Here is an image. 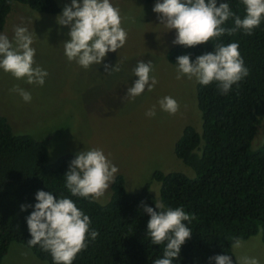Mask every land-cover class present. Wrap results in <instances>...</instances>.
Returning a JSON list of instances; mask_svg holds the SVG:
<instances>
[{"label":"trees","instance_id":"16d2710c","mask_svg":"<svg viewBox=\"0 0 264 264\" xmlns=\"http://www.w3.org/2000/svg\"><path fill=\"white\" fill-rule=\"evenodd\" d=\"M12 1L36 13L60 11L55 0H0V30ZM222 2L241 18L246 15L241 0H217V6ZM233 23L230 19L224 26ZM218 42L238 43L249 75L227 94L220 92L215 81L207 86L196 81L200 130L185 125L173 144L174 155L192 170L193 176L179 171L151 173V179L159 183V201L166 208L182 207L195 217L191 223L184 221L192 234L172 264H215L209 259L215 255H229L237 264L231 250L235 239L259 233L264 243V141L254 149L250 147L256 126L262 123L264 129V18L251 35L243 31L225 34L194 47L174 44L164 56L172 64H177L179 55L190 54L195 60L198 55L214 51ZM75 156L67 152L48 162L45 141L29 134H14L0 115V261L14 241L38 259L55 264L50 252L28 244L31 234L26 217L34 211L38 190L52 192L58 199H72L89 216L90 231L99 233L95 240L89 233L87 248L76 255L72 264H153L163 258L166 242L152 244L147 235L150 215L141 202L154 209L156 202L147 184L135 192L126 191L123 176L116 174L105 203L72 196L64 174ZM21 205L31 207L21 210Z\"/></svg>","mask_w":264,"mask_h":264},{"label":"rangeland","instance_id":"374dc122","mask_svg":"<svg viewBox=\"0 0 264 264\" xmlns=\"http://www.w3.org/2000/svg\"><path fill=\"white\" fill-rule=\"evenodd\" d=\"M56 14L36 13L12 1L0 34L12 39L16 26L27 27L33 36L35 64L46 70L45 83L28 84L0 69V115L14 134H29L47 144V160L53 162L63 153L76 155L84 150L100 149L124 179L126 191L135 192L144 184L159 201V183L151 179L153 170L179 171L193 176L192 170L173 153V144L185 125L200 130V117L195 99L196 80L186 75L177 79V64L165 59V52L175 39L176 30H168L153 11L157 2L144 0H110L119 9L121 27L126 31L125 44L108 52L101 64L85 69L76 60L69 61L64 41L69 39L68 26H60L57 16L71 0H55ZM82 3V0H80ZM162 2V0H161ZM139 61L151 62L157 83L134 100L127 89L137 76L132 69ZM104 63L119 66L120 71L106 73ZM31 94L25 102L14 87ZM174 98L179 110L173 115L161 110L159 101ZM155 106L156 115H146ZM250 142L252 149L264 141L262 123L256 126ZM115 174V175H116ZM110 186L97 203H105ZM241 247L231 246L239 264L242 257H254L264 264V243L256 233L240 240ZM0 264H47L21 243L10 242Z\"/></svg>","mask_w":264,"mask_h":264},{"label":"clouds","instance_id":"9594fccd","mask_svg":"<svg viewBox=\"0 0 264 264\" xmlns=\"http://www.w3.org/2000/svg\"><path fill=\"white\" fill-rule=\"evenodd\" d=\"M245 6L246 15L241 18L236 15L228 3L217 6V0H157L153 11L158 14L161 23L168 30L175 29L173 44L194 47L206 44L210 40H219L225 34L232 36L243 31L251 35L259 27L264 18V0H241ZM233 26L225 27L229 20ZM60 26H68L69 39L64 41V51L69 61L76 60L87 69L91 65L104 62L108 52H115L126 42L127 33L121 27L119 9L110 0H71L57 16ZM33 36L24 26H16L14 35L0 34V69L10 73L17 79H24L28 84L43 85L47 71L40 66L33 67L36 50L31 47ZM238 43L225 45L222 42L214 44V51L205 52L192 60L190 54L179 55L176 58L177 79L186 75L202 85L217 82L222 94H227L234 84L249 75L243 57L238 51ZM106 73L120 71L119 66L104 63ZM151 62L139 61L132 69L137 76L134 86L127 89V96L134 100L140 96L147 86L152 91L157 83ZM13 91L18 92L25 102H30L31 94L19 86ZM161 110L175 114L179 110L178 102L165 96L159 101ZM149 117L156 115L155 106L146 113ZM118 168L100 149L80 151L70 162L68 171L64 174L66 187L72 196L98 200L111 183L115 182ZM34 211L26 217L31 239L29 247L39 245L41 249L50 252L55 264H72L76 255L87 248L90 233L91 240L99 235L97 230L90 231L91 220L88 215L78 209L72 199L57 198L52 192L38 190L35 194ZM143 210L150 215L147 224V235L152 244L166 246L163 258L153 261V264H172L174 258L180 256L181 246L191 237L192 231L184 221L191 223L190 216L182 207H167L160 201L155 202V210L143 201ZM25 210L31 205H21ZM232 248L241 247V241L235 239ZM215 264H233L229 255H215L209 258ZM239 264H259L252 257H242Z\"/></svg>","mask_w":264,"mask_h":264}]
</instances>
